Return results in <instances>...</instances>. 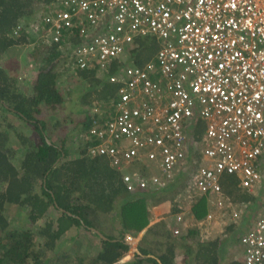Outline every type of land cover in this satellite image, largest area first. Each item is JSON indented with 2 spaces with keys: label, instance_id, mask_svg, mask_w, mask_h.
Returning <instances> with one entry per match:
<instances>
[{
  "label": "built area",
  "instance_id": "2783aa9c",
  "mask_svg": "<svg viewBox=\"0 0 264 264\" xmlns=\"http://www.w3.org/2000/svg\"><path fill=\"white\" fill-rule=\"evenodd\" d=\"M37 3L14 39L56 47L75 76L118 69L108 75L115 96L88 113V154L108 158L132 193L166 188L189 173L175 198L174 234L193 227L209 233L214 222L238 230L252 212L237 259L264 264V0ZM142 38L158 47L139 64L133 50ZM228 177L253 198L233 200ZM203 196L208 210L198 219L191 203Z\"/></svg>",
  "mask_w": 264,
  "mask_h": 264
},
{
  "label": "trees",
  "instance_id": "16d2710c",
  "mask_svg": "<svg viewBox=\"0 0 264 264\" xmlns=\"http://www.w3.org/2000/svg\"><path fill=\"white\" fill-rule=\"evenodd\" d=\"M40 1L0 0V60L17 44L26 42L24 37L16 40L11 34L19 22L33 18L34 3ZM157 47L151 38L139 39L133 50L138 53L136 62L150 60ZM46 51L30 94L23 93L21 81L0 62V109L20 117L39 137L36 141L33 136L17 133L10 122L4 121L0 129V264H74L83 237L75 242L71 238L70 246L60 251L64 236L73 227L89 231L102 243L100 251L81 264H116L130 249L126 236L136 237L149 225L153 206L170 201L175 203L173 214L181 211L175 198L190 178L182 170L166 188L130 193L108 158L88 154L89 144L83 137L92 124L88 113L74 136L78 143L71 150L66 136L57 130L58 120H49L65 102L58 85L59 62H64L63 72L70 71L61 51L56 47ZM116 71L115 66L110 74ZM110 74L100 77L96 70H84L77 78L96 87L98 100L104 102L117 90V85L107 80ZM223 184L233 200L250 199L233 178L228 177ZM208 203L207 196L191 203L196 218L207 213ZM11 206L16 210L7 214ZM174 225L172 216L151 225L126 264H221L219 238L202 243L198 228L174 235ZM237 238L235 235L234 240ZM179 254L182 258L178 262ZM227 264L239 263L233 260Z\"/></svg>",
  "mask_w": 264,
  "mask_h": 264
},
{
  "label": "rangeland",
  "instance_id": "374dc122",
  "mask_svg": "<svg viewBox=\"0 0 264 264\" xmlns=\"http://www.w3.org/2000/svg\"><path fill=\"white\" fill-rule=\"evenodd\" d=\"M39 3H34L35 8L39 7ZM50 47L44 46L41 44L40 46H34L29 45L26 42H21L17 44V46L13 49L12 52L9 54H5L0 62L2 66L5 68V70L8 71V73L11 76L18 77V79L21 81L20 86L21 89H23V93H31L32 87H33V80L36 77L38 68L42 65L41 58L44 57V55L47 54L46 50H49ZM138 53L135 55L137 57ZM60 67L58 68L59 73V79H58V85L61 90V92L65 96V102L60 105L57 109V112L55 115L50 114L49 120L56 121L58 120V127L57 130H61L59 133H61L63 136H66L67 144L71 150L75 149L76 144L78 143V140L74 137L79 134V132L82 129V119L84 118L86 113H89L90 110L94 107L95 104L100 103L98 100L97 94L98 90L93 85H89L88 82H85V80H78V76H75V74L70 72H63V66L64 62H59ZM107 73H99L98 75L101 77L102 75H105ZM108 80V77H107ZM10 122L13 126L16 127L17 133L23 134L24 136L31 137L33 136L36 141L38 140V135L36 134L35 130L28 125L25 121H23L20 117H17L16 115L12 113L5 112L4 110L0 109V129L5 124V122ZM55 141H57L58 136L57 133L54 135ZM75 156V154H73ZM189 176V173H187ZM169 204L171 208L173 207L174 202H166V204H163L159 207H156L152 210V212H156L155 214H152V221L157 220V222L165 219V217H170L172 214L169 211ZM116 206L119 207L120 203L117 201ZM173 209V208H172ZM16 210L15 206H11L7 208L6 213H14ZM162 218V219H161ZM156 223V222H155ZM153 223V224H155ZM232 227V226H230ZM198 228V227H193ZM146 229V228H145ZM199 229V228H198ZM147 230V229H146ZM186 230V229H184ZM182 231L184 233L185 231ZM203 230V229H201ZM220 225L216 224V222L211 224L210 232L207 233L206 231H202L203 234L200 232V242H207L209 240L216 239L218 236H220ZM89 231L86 232L84 229H77L76 227H73L71 230H69L66 233L65 239L63 240V243L60 247V251L65 248L69 247L72 243L73 239L74 242L79 237H83V244L81 245L80 249L76 251V257L73 259L74 264H81L82 261L86 258H91L92 256H95L101 249L102 243L99 237L92 235ZM180 233V234H182ZM144 234V230L140 232V236ZM174 234V233H173ZM180 234H174V235H180ZM210 234V235H209ZM208 236L205 241H201L202 237ZM238 236L237 241L240 240L241 234L240 231H237L235 234ZM71 238L72 241H71ZM223 239H227L222 237ZM77 240V241H78ZM232 244L230 247H223L220 251L221 255V261L222 264H227L231 260L235 258L236 255L239 257L241 248L239 247L238 242ZM178 262L181 260L182 255L179 254ZM134 255L123 256L118 262L120 261L123 264L128 263ZM235 260V259H234ZM117 262V263H118ZM116 263V264H117Z\"/></svg>",
  "mask_w": 264,
  "mask_h": 264
},
{
  "label": "crops",
  "instance_id": "0c3cea01",
  "mask_svg": "<svg viewBox=\"0 0 264 264\" xmlns=\"http://www.w3.org/2000/svg\"><path fill=\"white\" fill-rule=\"evenodd\" d=\"M157 51V50H156ZM146 62V61H145ZM144 62V63H145ZM137 192H141V191H137ZM130 193H132V192H130ZM134 193H136V192H134ZM246 193V192H245ZM133 194V193H132ZM247 194H249V193H247ZM250 195V194H249ZM250 198H253V197H251V195H250ZM261 202H262V199L261 198H258V201H257V207H260L261 206ZM163 204H166V202H164V203H160V204H158V205H156V207H159V206H161V205H163ZM169 211H170V213L172 214V217H173V220H174V223H176L175 222V217H174V214L172 213L173 211V209L171 208V206H170V204H169ZM155 208V206H153L152 208H151V211L153 210ZM152 214H155L156 215V212H152ZM253 213L252 212H250L249 213V217L252 215ZM171 216V215H170ZM249 217H247L244 221H242L240 224H241V227H240V229H243V228H245V225H246V221L249 219ZM166 218V217H165ZM162 219V218H161ZM155 222H157V220H154V221H152V216H151V220H150V223H149V225L146 227V229H148L151 225H153V223H155ZM173 228V227H172ZM146 229H144V234L142 235V236H140L139 234L136 236V237H133V241L132 242H129L130 243V249H129V251L126 253L127 254V256H129V258L131 257V255H134L135 254V249H137L138 250V246H139V243H140V241H141V239H142V237L145 235V232H146ZM200 230L202 229V228H199ZM240 229H238V230H235L233 227H226V229H225V231L223 230V227H222V229L220 230V236H218L217 238H219V241H220V243H219V252L222 250V248L224 247H227V249H228V247H230L232 244H234V243H236V240H234V236H235V234L237 233V231H240ZM222 232H224V233H222ZM201 234H203V232H202V230H201ZM210 235V234H209ZM209 235L208 236H205V238L206 239H209V238H207V237H209ZM222 237H224V238H227V239H223ZM238 242V244H239V247L241 248V246H240V243H239V240L237 241ZM220 255V254H219ZM241 255V250H240V254H239V256ZM125 256V255H124ZM238 255H236L235 256V260H237L238 261V259L237 258H239V257H237ZM220 258H221V255H220ZM233 259V260H234ZM233 260H231V261H233ZM220 263L222 264V261H220ZM229 263V262H228ZM118 264H123L121 261H120V263L118 262Z\"/></svg>",
  "mask_w": 264,
  "mask_h": 264
},
{
  "label": "water",
  "instance_id": "95a60500",
  "mask_svg": "<svg viewBox=\"0 0 264 264\" xmlns=\"http://www.w3.org/2000/svg\"><path fill=\"white\" fill-rule=\"evenodd\" d=\"M102 236V235H101ZM135 251L137 252L138 250L137 249H135Z\"/></svg>",
  "mask_w": 264,
  "mask_h": 264
}]
</instances>
